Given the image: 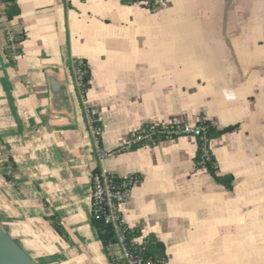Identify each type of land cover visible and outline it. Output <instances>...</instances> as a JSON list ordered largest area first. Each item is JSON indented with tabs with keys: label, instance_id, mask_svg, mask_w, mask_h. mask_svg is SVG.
<instances>
[{
	"label": "crops",
	"instance_id": "0c3cea01",
	"mask_svg": "<svg viewBox=\"0 0 264 264\" xmlns=\"http://www.w3.org/2000/svg\"><path fill=\"white\" fill-rule=\"evenodd\" d=\"M18 6L6 32L23 39L0 32V216L23 249L39 264H110L90 223L99 165L139 177L122 219L165 245L163 264H264V0ZM76 59L91 72L83 99ZM60 72L73 118L50 89ZM168 121L235 126L208 142L232 189L196 165L193 136L117 152L132 130Z\"/></svg>",
	"mask_w": 264,
	"mask_h": 264
},
{
	"label": "trees",
	"instance_id": "16d2710c",
	"mask_svg": "<svg viewBox=\"0 0 264 264\" xmlns=\"http://www.w3.org/2000/svg\"><path fill=\"white\" fill-rule=\"evenodd\" d=\"M137 0H125L126 3L131 4ZM2 17L3 20L0 22V32L5 35L7 45H10L6 35L7 24L12 21L19 13L20 9L18 6V0H4L2 6ZM21 39L17 38L14 35V43L21 41ZM19 52V48H17L16 53ZM11 52L6 50V55L10 58L12 62ZM72 71L78 72L77 79V89L78 94L81 99H83L90 88V79L91 72L90 68L87 65L85 60L76 59L72 64ZM93 122L92 125L94 128L100 130V123L98 122L96 114L91 115ZM201 128V134L196 137L197 139V153L195 157V163L198 167L204 168L216 181V183L223 185L227 189L233 188L234 178L230 174H222L219 172L217 161L214 156L209 152L205 154L204 147L208 145V142L211 139L217 138L224 134L225 132L231 131L235 128V126H227L224 128H220L214 125L212 122L203 121L197 124ZM100 144V133L97 135ZM141 144H135L130 146V150L135 149ZM128 149V150H129ZM126 148L119 149L117 152L124 151ZM4 166L7 167V162L3 163ZM97 165L93 171L92 175V190L94 189V176H99L100 181L103 182L104 178L110 183L111 187L120 188L123 183V178L114 174H104ZM137 177V175H135ZM5 178L7 180L10 179V176L6 174ZM139 178V177H138ZM5 202V201H4ZM109 212L107 203L102 206V208L98 209L96 204L94 203V199H92V208L90 215V223L95 231L96 237L98 241L101 243L110 264H127L126 262H122L118 260V253L120 251L119 247V239L118 235L111 223L106 222V216ZM55 220L53 222V228L58 234H62L61 228L59 224H57V219L53 217ZM0 225L9 232V229L6 223L3 220V217L0 216ZM124 245L125 247L132 252L135 259H140L141 264H163L167 259L166 248L165 245L159 241L155 236H145L144 243L142 245H138L135 241L142 236V233L136 228H128L125 227L124 231ZM21 246V245H20ZM22 247V246H21ZM23 248V247H22ZM113 249V251H112Z\"/></svg>",
	"mask_w": 264,
	"mask_h": 264
},
{
	"label": "built area",
	"instance_id": "2783aa9c",
	"mask_svg": "<svg viewBox=\"0 0 264 264\" xmlns=\"http://www.w3.org/2000/svg\"><path fill=\"white\" fill-rule=\"evenodd\" d=\"M3 1L0 0V22H2V6ZM135 2H140L150 9L156 10L164 6L167 0H137ZM8 41L11 46H14V36L11 32H6ZM78 72H75V75ZM78 76V75H76ZM90 113V125L92 134L94 137V142L96 148L99 150V140L97 135L100 133L99 129L93 127V119ZM201 134V128L197 124H187L180 121H168V122H152L150 124L141 126L134 129L128 134L125 144L123 145L126 149L135 144H141L146 146H154L163 140H171L178 138L180 136L188 135L193 137H198ZM205 154L209 153L208 145L204 147ZM100 156H104L105 153L99 150ZM103 176H105L103 174ZM123 178V183L120 188H114L110 186V183L104 178L101 182L99 176H94V189L92 190V199L97 208L100 209L104 204L107 203L109 212L106 216V222L111 223L118 235L120 251L117 255L118 260L126 262L127 264H141L140 259H135L132 252L129 251L124 245V234L126 224L122 219L121 206L126 202V200L131 195L132 188L139 182L138 176L129 175ZM138 245L144 243V237L140 236L136 241Z\"/></svg>",
	"mask_w": 264,
	"mask_h": 264
},
{
	"label": "water",
	"instance_id": "95a60500",
	"mask_svg": "<svg viewBox=\"0 0 264 264\" xmlns=\"http://www.w3.org/2000/svg\"><path fill=\"white\" fill-rule=\"evenodd\" d=\"M50 89L56 95L61 96V102L56 105L67 112V116L73 118L72 101L68 92V86L63 72L58 76H51ZM0 264H39L33 259L20 244L0 225Z\"/></svg>",
	"mask_w": 264,
	"mask_h": 264
},
{
	"label": "rangeland",
	"instance_id": "374dc122",
	"mask_svg": "<svg viewBox=\"0 0 264 264\" xmlns=\"http://www.w3.org/2000/svg\"><path fill=\"white\" fill-rule=\"evenodd\" d=\"M9 234H10V231L8 232ZM17 241V240H16ZM42 263H44V262H42ZM41 264V263H40Z\"/></svg>",
	"mask_w": 264,
	"mask_h": 264
}]
</instances>
